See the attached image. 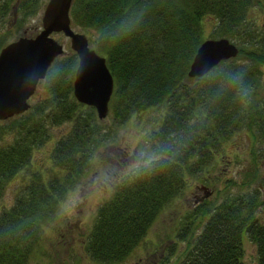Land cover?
Instances as JSON below:
<instances>
[{
	"label": "trees",
	"instance_id": "trees-1",
	"mask_svg": "<svg viewBox=\"0 0 264 264\" xmlns=\"http://www.w3.org/2000/svg\"><path fill=\"white\" fill-rule=\"evenodd\" d=\"M13 1L0 0V19ZM18 1L17 18L39 5V0ZM254 1L72 0L71 28L93 32L88 44L104 57L113 79L108 114L119 123L142 109H163L144 139L147 159L126 171V151L114 159L124 170L111 182L81 244L92 263L126 261L168 204L185 192L189 177L202 186L210 183L206 169L233 133L246 131L251 146L264 143V32L247 19ZM204 16L215 20L208 38L202 36ZM220 37L235 43L236 56L202 76H188L198 45ZM76 61L73 51L56 57L40 83L44 97L0 120V196L6 183L28 168L33 150L49 136L48 127L70 123L51 148L52 171L32 173L0 211V264L32 260L43 224L107 140L93 107L72 95ZM6 134L12 138L3 140ZM257 150L252 164L263 157ZM252 169L244 181L226 180L219 200H199L176 216L154 264H245L244 239L254 245L253 264H264V179L246 186L255 177Z\"/></svg>",
	"mask_w": 264,
	"mask_h": 264
},
{
	"label": "rangeland",
	"instance_id": "rangeland-1",
	"mask_svg": "<svg viewBox=\"0 0 264 264\" xmlns=\"http://www.w3.org/2000/svg\"><path fill=\"white\" fill-rule=\"evenodd\" d=\"M14 1L11 6L14 5L16 9ZM46 1L39 0L36 12L23 18L16 17L15 9H8L0 19V45L21 36L23 31L26 32V35L37 33ZM247 19L255 25L259 33L264 32V0L253 2L249 8ZM214 24L215 20L211 16L202 18L203 37L210 36ZM73 30L82 32L74 27ZM91 35L93 32L90 31L86 34L88 37ZM51 36L62 45L63 54L69 55L72 52L68 46V39L60 32L51 33ZM230 41L235 45L232 40ZM260 70L261 90H264V63L260 65ZM43 92L39 84L27 100L29 106L44 97ZM162 112L163 109L157 106L142 109L119 123L108 113L103 119H100L101 129L105 132L107 140L102 143L100 152L93 157L90 170L72 189L66 192L53 217L43 224L41 241L37 247L36 255L28 264H94L86 259L81 244L86 230L93 221L98 205L109 195L111 182L124 170V167L114 164V159L126 151L122 155L124 160L129 163L125 171L137 162L147 159L144 139L148 131L150 132L158 124V118ZM69 126L70 123L63 122L48 127L49 136L42 145L33 150L30 163L27 164L28 168L24 167L4 186L0 196V211L11 205L16 191L19 190L23 182L32 176V173L39 172L47 175L52 171L51 148L54 141L65 133ZM5 136L6 138L3 139L5 141L12 138L11 134ZM257 149H260L263 157L256 164H252L251 158L257 153ZM252 168L256 169L255 177L253 181L246 184L248 187L259 185L264 179V143L251 146V140L246 131L233 133L223 144L222 150L216 154L211 166L206 169L210 183L207 182L202 186L199 179L189 177L185 192L168 204L160 217L152 224L146 236L134 248L130 257L120 264H154L157 262L169 242L165 235L172 234L176 216L186 207L195 205L199 200H219L223 195L220 190L223 189L226 180L231 179L237 183L244 181V177L249 178L247 175L252 172ZM243 249L244 263L253 264L255 261L253 243L244 239Z\"/></svg>",
	"mask_w": 264,
	"mask_h": 264
},
{
	"label": "water",
	"instance_id": "water-1",
	"mask_svg": "<svg viewBox=\"0 0 264 264\" xmlns=\"http://www.w3.org/2000/svg\"><path fill=\"white\" fill-rule=\"evenodd\" d=\"M72 0H47L40 17V29L20 36L0 49V120L21 114L29 107L28 98L44 78L52 61L63 54L51 33L60 32L77 58L72 79V95L93 107L97 118L108 113L113 79L105 59L88 44L87 36L70 26ZM237 47L227 38L204 39L196 48L187 75L199 77L220 61L236 56Z\"/></svg>",
	"mask_w": 264,
	"mask_h": 264
},
{
	"label": "flooded vegetation",
	"instance_id": "flooded-vegetation-1",
	"mask_svg": "<svg viewBox=\"0 0 264 264\" xmlns=\"http://www.w3.org/2000/svg\"><path fill=\"white\" fill-rule=\"evenodd\" d=\"M14 4L16 5V4H17V2H15ZM12 8H13V9H15V6H14V5H13V6H11V9H12ZM29 35H32V34H29ZM21 36H26V32H25V31H23V33L21 34ZM17 37H20V36H17ZM17 37H16V38H17ZM16 38H15V39H16ZM13 40H14V39H12V40H10V41L6 42L5 44L1 45L0 49H1V48H2L4 45H6L7 43H9V42H11V41H13Z\"/></svg>",
	"mask_w": 264,
	"mask_h": 264
},
{
	"label": "clouds",
	"instance_id": "clouds-1",
	"mask_svg": "<svg viewBox=\"0 0 264 264\" xmlns=\"http://www.w3.org/2000/svg\"><path fill=\"white\" fill-rule=\"evenodd\" d=\"M142 155V154H141ZM134 167H138V165H135ZM101 179H103V178H101Z\"/></svg>",
	"mask_w": 264,
	"mask_h": 264
}]
</instances>
